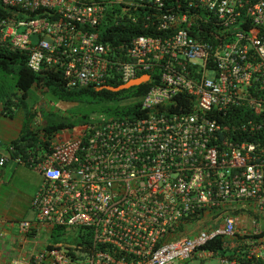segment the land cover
<instances>
[{
  "label": "built area",
  "instance_id": "1",
  "mask_svg": "<svg viewBox=\"0 0 264 264\" xmlns=\"http://www.w3.org/2000/svg\"><path fill=\"white\" fill-rule=\"evenodd\" d=\"M0 48L71 90L157 80L134 117L0 139L42 177L0 264H264V0H0Z\"/></svg>",
  "mask_w": 264,
  "mask_h": 264
},
{
  "label": "trees",
  "instance_id": "2",
  "mask_svg": "<svg viewBox=\"0 0 264 264\" xmlns=\"http://www.w3.org/2000/svg\"><path fill=\"white\" fill-rule=\"evenodd\" d=\"M0 71L14 74L16 89L20 93L18 96V93L8 94L4 90L0 91V103L4 109L3 115L13 118L15 109L20 108L23 110L25 118L20 138L11 143L15 149L13 156L25 155L28 149L37 152V149L47 146L48 143L39 138L41 132L47 140H50L63 129L88 124L95 116L104 115L111 119L136 116L141 106V99L147 89L157 83L156 79L154 81L155 76L152 75L154 78L150 83L119 93L108 90L100 91L93 86L71 90L65 87L62 75L35 73L28 68L25 55L10 52L4 48H0ZM123 84V82L111 80L107 86L117 88ZM33 90L53 101L73 104L75 106L73 113L59 115L51 107L39 112L36 111L34 109L36 102L33 101L35 95L32 93ZM30 100H32L31 104L29 103ZM122 102L128 103L121 105ZM39 118L44 127L36 129L35 120Z\"/></svg>",
  "mask_w": 264,
  "mask_h": 264
},
{
  "label": "crops",
  "instance_id": "3",
  "mask_svg": "<svg viewBox=\"0 0 264 264\" xmlns=\"http://www.w3.org/2000/svg\"><path fill=\"white\" fill-rule=\"evenodd\" d=\"M3 110L2 103H0V139L2 151L6 153L11 147V143L20 138L25 118L24 112L20 108H16L13 118L3 115ZM27 169L31 170L11 162L0 168V220L12 222L6 218V215L13 208V204H17L18 209H21L23 205L31 209L32 198L42 182V177L40 176L41 179L37 180L38 184L30 193V199L26 202H20L19 194L27 184L25 178Z\"/></svg>",
  "mask_w": 264,
  "mask_h": 264
},
{
  "label": "rangeland",
  "instance_id": "4",
  "mask_svg": "<svg viewBox=\"0 0 264 264\" xmlns=\"http://www.w3.org/2000/svg\"><path fill=\"white\" fill-rule=\"evenodd\" d=\"M15 77L14 74H8L5 72L0 71V91L4 90L5 92H7L8 94H16L18 93L20 96V93L17 91L16 89V84H15ZM39 91H42L41 89H39ZM33 94H35L33 96L34 100L36 102V104L34 105V107H40V108H44L45 106H51V99L43 96V94L37 95V92L33 90L32 92ZM45 101L42 102V104H40V101ZM30 104L32 103V100H30L29 102ZM55 103V108L53 107L52 109L57 112L59 115L63 114V115H70L73 113L74 110V105L73 104H67V103H61V102H57L56 100L54 101ZM128 102H122L121 105H125ZM77 111V110H76ZM85 111V109H84ZM19 166V165H18ZM28 170V169H27ZM32 172V173H30ZM26 180H27V184L26 186L23 188V190L21 191V194H19V198H20V202H26L30 199V193L35 189V187L37 186V180L41 177L39 174L28 170L27 171V176H25ZM18 201V200H17ZM19 202V204H20ZM27 206V205H25ZM34 216V212L32 209H30L28 206L24 207V205L22 206L21 209H18L17 204H13V208L10 209V211L7 213L6 218L9 219L12 222H19L22 220H29L32 219ZM52 244H58V245H63L66 246L70 243H75L77 242L76 238L73 236V233H68L62 236H58V237H54L53 239H51ZM189 264H220L218 259H214L205 263H198V262H190Z\"/></svg>",
  "mask_w": 264,
  "mask_h": 264
},
{
  "label": "water",
  "instance_id": "5",
  "mask_svg": "<svg viewBox=\"0 0 264 264\" xmlns=\"http://www.w3.org/2000/svg\"><path fill=\"white\" fill-rule=\"evenodd\" d=\"M148 81H149V75H144V76H141L140 78H137V79L132 80L126 84H123L120 87L113 88L110 86H104L102 88H99V90L100 91L101 90H108V91H111L114 93H119V92L124 91V90H129L133 87L141 86L142 84L147 83Z\"/></svg>",
  "mask_w": 264,
  "mask_h": 264
},
{
  "label": "clouds",
  "instance_id": "6",
  "mask_svg": "<svg viewBox=\"0 0 264 264\" xmlns=\"http://www.w3.org/2000/svg\"><path fill=\"white\" fill-rule=\"evenodd\" d=\"M143 76H144V75H143ZM140 77H141V76H140ZM140 77H139V78H140ZM124 84H126V83H124ZM144 84H145V83H144ZM15 110H16V109H15ZM95 117H96V116H95ZM93 118H94V117H93ZM77 126H78V125H77Z\"/></svg>",
  "mask_w": 264,
  "mask_h": 264
}]
</instances>
